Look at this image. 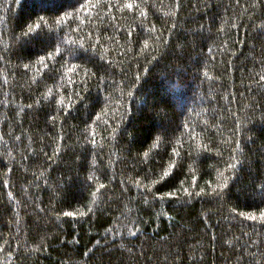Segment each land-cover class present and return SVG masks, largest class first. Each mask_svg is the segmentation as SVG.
I'll return each mask as SVG.
<instances>
[{
    "label": "trees",
    "instance_id": "trees-1",
    "mask_svg": "<svg viewBox=\"0 0 264 264\" xmlns=\"http://www.w3.org/2000/svg\"><path fill=\"white\" fill-rule=\"evenodd\" d=\"M0 264H264V0H0Z\"/></svg>",
    "mask_w": 264,
    "mask_h": 264
},
{
    "label": "snow or ice",
    "instance_id": "snow-or-ice-1",
    "mask_svg": "<svg viewBox=\"0 0 264 264\" xmlns=\"http://www.w3.org/2000/svg\"><path fill=\"white\" fill-rule=\"evenodd\" d=\"M34 27V26H33ZM69 215H72V213H69Z\"/></svg>",
    "mask_w": 264,
    "mask_h": 264
}]
</instances>
